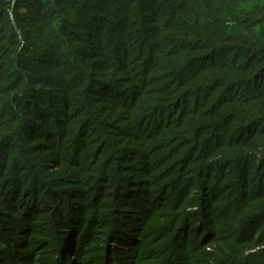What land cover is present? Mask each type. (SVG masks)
<instances>
[{
    "label": "rangeland",
    "instance_id": "obj_1",
    "mask_svg": "<svg viewBox=\"0 0 264 264\" xmlns=\"http://www.w3.org/2000/svg\"><path fill=\"white\" fill-rule=\"evenodd\" d=\"M2 1L0 264H124L106 241L131 215L149 264H264V82L240 68L264 0Z\"/></svg>",
    "mask_w": 264,
    "mask_h": 264
},
{
    "label": "trees",
    "instance_id": "obj_2",
    "mask_svg": "<svg viewBox=\"0 0 264 264\" xmlns=\"http://www.w3.org/2000/svg\"><path fill=\"white\" fill-rule=\"evenodd\" d=\"M0 4H9V2H5V1H2L0 2ZM5 7H0V15L1 13L3 12L2 10H4ZM244 22H246L248 25L250 26H255L254 29H255V32H256V35H255V40L254 41H251V40H245L243 41L244 44L243 45H240V49H241V55H244L243 56V59L241 60V64H240V68L242 70H245L247 72H250L251 75L246 79V81L248 80H253V84L256 83V85H259L260 86V82L263 83V79H264V36L262 34V32L264 31V17H260L259 19H256V20H253V19H242ZM214 31V29H213ZM215 33H220L221 36H223L222 33H224V31L222 30H217V31H214ZM227 32L230 34V35H227V40H230L231 38V33L230 31H228L227 29ZM61 43V42H59ZM189 44V43H187ZM184 45V46H187ZM231 51H234V48H231L230 49ZM180 53H175V55H179ZM182 54V53H181ZM239 57L237 54L236 55H233L232 56V60H236V58ZM211 64V63H210ZM208 64V65H210ZM207 67V66H205ZM189 68V69H188ZM200 68H198L195 72H194V75L192 74V71H193V68H190L188 66V63L186 64H182L180 66V68H178V71H177V74L178 76L181 78L180 79V83L183 84V86H192L196 93H195V104L197 102V99H200L201 98V95L199 93V91H205V89H203L202 87H200V85L198 83H196V81H194V78L196 76V74L199 72ZM175 73V72H174ZM189 73V74H188ZM73 74V78L69 79V82L68 83H74L75 81H78L80 80V82H82V84L85 83V78H87L86 76V73H80L79 76H76V73H71L68 69L66 70L65 72V75H71ZM171 75V74H170ZM76 77H78V79H76ZM227 85H233L232 81L230 82H227ZM231 87V86H230ZM228 87V88H230ZM194 89H191V90H194ZM185 91V90H184ZM229 90H227L228 92ZM191 92V91H190ZM216 90H213L211 92L208 93V98H212L214 95L213 93H215ZM230 98L227 97V101H232V100H229ZM248 99H251V98H248ZM235 100V99H234ZM220 100H218L219 102ZM252 104V103H251ZM174 116V115H173ZM94 122H98V123H102L103 120L101 119V121L97 120V119H93ZM173 118H170V119H167L166 123L165 124H162L160 128H165L167 126V124L169 123V121H172ZM249 120L250 122L252 121H259V120H262L261 117L257 116V117H254L252 119H247ZM58 121V120H57ZM253 124V123H252ZM248 128V127H246ZM248 130V129H247ZM258 140H255L254 143H252L254 146H257V142ZM185 161V159H184ZM131 183V182H129ZM132 186H135L134 184H132ZM145 189H140L139 187H132V188H127V184L123 185L122 187H119V197L117 198L120 202H122V205L123 206H127V205H135L137 203H135V201H129L126 199V197H137V198H140L142 194H144V191ZM127 191V196L126 197H122L121 195L124 194L125 192ZM17 190H14V191H11L10 194L12 195V197H9V198H16V194H17ZM9 195V194H8ZM176 200L178 199L177 201H175L176 203L180 202L181 201V198H177V195L173 196V197H170L166 203L162 204L164 205V207H169L168 204H170V202H172V200ZM145 201L146 202H150L152 203L153 201H150L148 200L147 198H145ZM184 201V200H183ZM182 201V202H183ZM128 202V203H126ZM124 204H127V205H124ZM168 205V206H167ZM163 207L161 206L158 210H156L155 212L151 213V214H148V215H145L143 217L142 222L144 223V231L143 230H139V233L137 234V236L140 237V235L143 234V232H145V229H146V226L147 225H151V226H154L152 225L151 223H156V222H159L158 221V215L160 213V211H162ZM184 212H185V209H184ZM127 213V212H126ZM133 216V221H130V222H124V223H120L118 225H115L112 230L110 231V235H109V238H112V241L109 242V244L107 243L108 242V239L106 241V246H107V249L110 250V254H109V257L111 259L113 258H116V254H119V253H124V256H120L118 261L120 263H124V264H149L151 262V260H153L152 258L151 259H148L149 257H147L144 253H142V250H138V254H136V250L135 248L133 247L134 243H138V244H141L144 245L145 244V241L141 238L138 239V237H134V230L139 226V223H136V220H139L137 219V216L135 215H131ZM160 217L163 218V215L162 213L160 214ZM31 222H29V219L25 222V227L27 225H30ZM116 224V223H115ZM168 232H170L168 230ZM147 234V233H145ZM145 234L143 235V237H145ZM168 234L169 233H163V234H160V235H157L155 238L157 239H153V240H156V245L158 244H161L167 237V240H168ZM124 236V239L121 240V237ZM1 237V236H0ZM142 237V238H143ZM117 239V240H114ZM21 239V237H18L16 242L13 243V246L14 248L17 247V242H19ZM121 242V244H123L125 247H117L114 243L112 242ZM168 242V241H165V243ZM153 244V245H154ZM6 248H4L3 251L6 252V254H11V251L8 249V245L6 243ZM25 246V245H24ZM169 247H170V243H169ZM171 247H173V245H171ZM124 249V251H123ZM15 251V249H14ZM130 251H133L132 253ZM115 254V255H114ZM136 254V255H135ZM185 256H187L188 252H185ZM133 255V256H132ZM129 256H132L130 257L132 260V262H130V258ZM17 259L18 257H15L11 260V264H17ZM61 259V258H59ZM83 264V263H82ZM167 264H171L170 261H168Z\"/></svg>",
    "mask_w": 264,
    "mask_h": 264
}]
</instances>
